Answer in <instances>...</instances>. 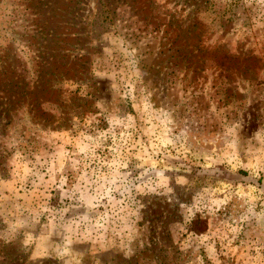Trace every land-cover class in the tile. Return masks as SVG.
<instances>
[{"label": "rangeland", "instance_id": "374dc122", "mask_svg": "<svg viewBox=\"0 0 264 264\" xmlns=\"http://www.w3.org/2000/svg\"><path fill=\"white\" fill-rule=\"evenodd\" d=\"M7 262L264 264V0H0Z\"/></svg>", "mask_w": 264, "mask_h": 264}, {"label": "trees", "instance_id": "16d2710c", "mask_svg": "<svg viewBox=\"0 0 264 264\" xmlns=\"http://www.w3.org/2000/svg\"><path fill=\"white\" fill-rule=\"evenodd\" d=\"M6 255H7L8 257L11 256V254H5V258H8ZM6 264H10V262H7Z\"/></svg>", "mask_w": 264, "mask_h": 264}]
</instances>
